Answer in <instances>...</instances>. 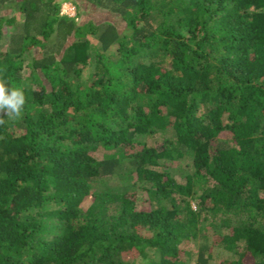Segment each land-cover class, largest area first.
Returning <instances> with one entry per match:
<instances>
[{
	"label": "trees",
	"instance_id": "16d2710c",
	"mask_svg": "<svg viewBox=\"0 0 264 264\" xmlns=\"http://www.w3.org/2000/svg\"><path fill=\"white\" fill-rule=\"evenodd\" d=\"M63 1L0 0V264H264V0Z\"/></svg>",
	"mask_w": 264,
	"mask_h": 264
},
{
	"label": "clouds",
	"instance_id": "9594fccd",
	"mask_svg": "<svg viewBox=\"0 0 264 264\" xmlns=\"http://www.w3.org/2000/svg\"><path fill=\"white\" fill-rule=\"evenodd\" d=\"M26 97L21 87L10 85L0 76V125L5 124L4 117L19 120L23 116Z\"/></svg>",
	"mask_w": 264,
	"mask_h": 264
},
{
	"label": "rangeland",
	"instance_id": "374dc122",
	"mask_svg": "<svg viewBox=\"0 0 264 264\" xmlns=\"http://www.w3.org/2000/svg\"><path fill=\"white\" fill-rule=\"evenodd\" d=\"M62 11L65 14H68L70 16H75L76 15V7L73 3V0H65L63 1V5H62ZM83 13H84V18H94V19H100L103 20L104 18L107 17V13L104 10L98 9V10H87V9H83ZM3 45H1V48L5 47V43L4 41L2 42ZM92 70L90 68H87L84 72V78H88L89 75L91 74ZM192 164V160L191 158L187 157V158H183L178 166L177 169H175L174 171V175L177 176V178L179 179H183L184 176L189 173V171L191 170V165ZM115 183L118 185L120 183L119 179L116 177L114 179ZM141 198L139 199L138 204H142V202L144 201V199L147 197L146 193H141L140 194ZM91 203V199L89 198L88 200H86V202H84L85 206H88ZM222 256V255H221ZM222 257L218 258V261L221 259ZM223 259V258H222ZM225 259V257H224Z\"/></svg>",
	"mask_w": 264,
	"mask_h": 264
}]
</instances>
